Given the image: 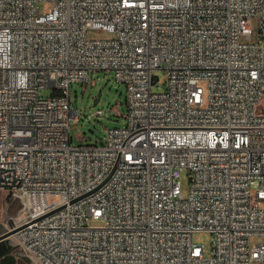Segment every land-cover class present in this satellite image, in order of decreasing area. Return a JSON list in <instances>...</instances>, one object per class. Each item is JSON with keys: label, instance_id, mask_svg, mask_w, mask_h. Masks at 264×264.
<instances>
[{"label": "built area", "instance_id": "obj_1", "mask_svg": "<svg viewBox=\"0 0 264 264\" xmlns=\"http://www.w3.org/2000/svg\"><path fill=\"white\" fill-rule=\"evenodd\" d=\"M98 70L126 125L74 144ZM0 192L25 264H264V0H0Z\"/></svg>", "mask_w": 264, "mask_h": 264}, {"label": "rangeland", "instance_id": "obj_2", "mask_svg": "<svg viewBox=\"0 0 264 264\" xmlns=\"http://www.w3.org/2000/svg\"><path fill=\"white\" fill-rule=\"evenodd\" d=\"M51 3H39L40 11H47ZM257 21H253L252 39H257ZM88 38H110L111 34L99 30L89 29ZM158 80L153 84L152 90L155 92L165 89L167 84V70L164 66L157 68L153 72ZM205 87V85H204ZM71 106L77 108L80 113V120L71 122L70 135L73 137L74 144L105 142V135L109 128L124 127L126 125L125 114L127 113L126 105V87L123 83L115 80L113 71L98 70L90 73L88 84L73 83L70 87ZM101 93L100 100L94 105V99L98 93ZM41 95L50 97L52 89L47 87L42 89ZM97 109H103L104 115L98 116L93 114ZM182 189L187 194L189 178L187 171L181 175ZM21 203L18 200L11 199L5 192H0V235L7 232L10 226L9 217L20 216L22 212ZM99 221L93 224H98ZM213 235L207 231H199L193 234V241L201 244L205 250V256H210L212 251ZM254 240L252 239V242ZM21 264H25L22 263Z\"/></svg>", "mask_w": 264, "mask_h": 264}, {"label": "water", "instance_id": "obj_3", "mask_svg": "<svg viewBox=\"0 0 264 264\" xmlns=\"http://www.w3.org/2000/svg\"><path fill=\"white\" fill-rule=\"evenodd\" d=\"M100 97L101 93L99 92L94 99V105L97 104ZM14 232L15 230H10L0 235V264H21L14 255V245L9 240V236ZM26 262H28V260H26Z\"/></svg>", "mask_w": 264, "mask_h": 264}, {"label": "bare ground", "instance_id": "obj_4", "mask_svg": "<svg viewBox=\"0 0 264 264\" xmlns=\"http://www.w3.org/2000/svg\"><path fill=\"white\" fill-rule=\"evenodd\" d=\"M9 240H10V242H11L12 244H15V243H16V240L14 239L13 236H10V237H9Z\"/></svg>", "mask_w": 264, "mask_h": 264}]
</instances>
